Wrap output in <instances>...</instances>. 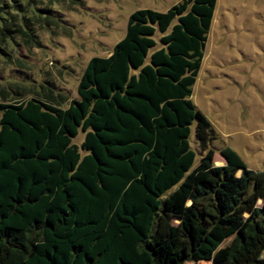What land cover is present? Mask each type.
I'll use <instances>...</instances> for the list:
<instances>
[{
    "label": "trees",
    "instance_id": "trees-1",
    "mask_svg": "<svg viewBox=\"0 0 264 264\" xmlns=\"http://www.w3.org/2000/svg\"><path fill=\"white\" fill-rule=\"evenodd\" d=\"M35 3L0 0V33L14 15L31 28ZM215 4L133 11L66 107L0 102V264H181L188 215L203 232L247 217L220 264H264V169L229 146L214 165L220 135L191 99Z\"/></svg>",
    "mask_w": 264,
    "mask_h": 264
},
{
    "label": "rangeland",
    "instance_id": "rangeland-1",
    "mask_svg": "<svg viewBox=\"0 0 264 264\" xmlns=\"http://www.w3.org/2000/svg\"><path fill=\"white\" fill-rule=\"evenodd\" d=\"M178 1L36 0L42 10L30 14L31 28L14 15L17 31L0 33V102L36 97L66 107L78 97L88 60L110 54L133 11H166ZM161 35H154L155 48ZM191 99L220 135L210 145L214 165L225 164L220 150L229 146L249 169H264V0H216ZM82 138L80 132L73 142ZM190 140L198 160L201 148L193 135ZM246 218L227 232H203L188 215L196 243L181 264H220Z\"/></svg>",
    "mask_w": 264,
    "mask_h": 264
},
{
    "label": "water",
    "instance_id": "water-1",
    "mask_svg": "<svg viewBox=\"0 0 264 264\" xmlns=\"http://www.w3.org/2000/svg\"><path fill=\"white\" fill-rule=\"evenodd\" d=\"M223 157V156H222Z\"/></svg>",
    "mask_w": 264,
    "mask_h": 264
}]
</instances>
